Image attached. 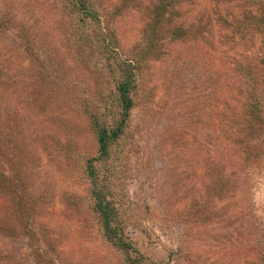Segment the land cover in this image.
<instances>
[{
    "label": "rangeland",
    "instance_id": "374dc122",
    "mask_svg": "<svg viewBox=\"0 0 264 264\" xmlns=\"http://www.w3.org/2000/svg\"><path fill=\"white\" fill-rule=\"evenodd\" d=\"M97 40L136 64L125 250L82 176L114 89ZM0 173L31 210L0 191V264H264V0H0Z\"/></svg>",
    "mask_w": 264,
    "mask_h": 264
},
{
    "label": "trees",
    "instance_id": "16d2710c",
    "mask_svg": "<svg viewBox=\"0 0 264 264\" xmlns=\"http://www.w3.org/2000/svg\"><path fill=\"white\" fill-rule=\"evenodd\" d=\"M82 2L79 1L78 3L79 5L83 4L85 8V2ZM83 7L81 9L83 18L92 20L93 18L89 13L82 11ZM91 27L94 28V26H88L86 29L93 31ZM94 33L96 36L97 32L93 31ZM101 39L103 38L101 37ZM98 42L99 52L105 57V70L113 80L114 89L112 91L106 87L102 97L99 96L101 89L97 90V97L99 99L106 98L108 104H103L104 111L100 112L101 119L95 121V126L91 127L95 139V156L88 160L82 176L88 179L86 196L90 201V209L96 217L98 229L103 239L112 247L119 246L121 250H125L126 246L120 241V234H118L120 217L116 208L117 194L112 189V184L115 178V169L124 158L121 147L128 131L129 111L134 105V68L136 64L134 59L133 63L131 60H120L112 51L113 41L109 42V45L103 44V40ZM96 100L97 102L100 101ZM245 178L252 181L250 191L259 192L264 197V178H256L253 175L245 176ZM16 180L0 173V191L7 190L5 192H8L10 196L8 201L12 204L13 212L26 222L31 210L27 203L22 200L21 195L15 193ZM253 182H255L254 186Z\"/></svg>",
    "mask_w": 264,
    "mask_h": 264
}]
</instances>
